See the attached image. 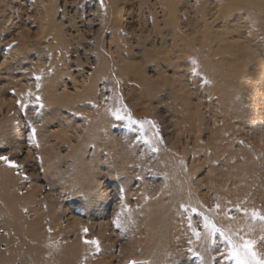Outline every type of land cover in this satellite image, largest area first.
<instances>
[{"label":"rangeland","instance_id":"obj_1","mask_svg":"<svg viewBox=\"0 0 264 264\" xmlns=\"http://www.w3.org/2000/svg\"><path fill=\"white\" fill-rule=\"evenodd\" d=\"M0 156V264L264 261V0H0Z\"/></svg>","mask_w":264,"mask_h":264},{"label":"snow or ice","instance_id":"obj_2","mask_svg":"<svg viewBox=\"0 0 264 264\" xmlns=\"http://www.w3.org/2000/svg\"><path fill=\"white\" fill-rule=\"evenodd\" d=\"M29 95H31V93H29ZM40 97L39 96H36L35 100L37 103L40 102ZM17 103L19 104L20 101H17ZM41 107H43V105L41 104L40 105ZM115 115V118L120 120V119H123L124 117L120 115L119 111L113 113ZM0 161H3L7 164L8 167H12V168H19L20 166L17 165L14 161H11L8 157L6 156H0ZM253 219H256V218H259V219H262L264 220V216H260L255 210L252 211L251 213ZM86 243H90V244H97L98 242L95 241V240H92V241H86ZM253 244L254 242L253 241H244L243 243V249L245 250V255H252L253 257L255 256V253L252 252V247H253ZM230 255L233 256L234 259H236V264H248V261L244 260V259H241L240 256H239V253L235 250H233ZM256 264H264V261H257Z\"/></svg>","mask_w":264,"mask_h":264},{"label":"bare ground","instance_id":"obj_3","mask_svg":"<svg viewBox=\"0 0 264 264\" xmlns=\"http://www.w3.org/2000/svg\"><path fill=\"white\" fill-rule=\"evenodd\" d=\"M32 225H33V223H32ZM38 237V236H37ZM36 236H32L31 237V241H33V239H35V238H37ZM23 247V246H22ZM25 248V247H24ZM27 257L29 258V257H31L29 260H32V263H33V260H34V258H33V255H34V251L33 250H31V248H29V247H27ZM30 255V256H29Z\"/></svg>","mask_w":264,"mask_h":264}]
</instances>
